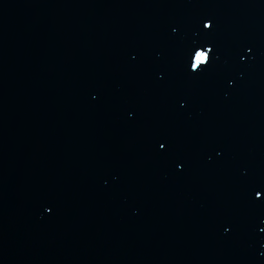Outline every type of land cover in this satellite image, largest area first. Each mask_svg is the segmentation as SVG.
I'll return each mask as SVG.
<instances>
[{
    "label": "water",
    "instance_id": "95a60500",
    "mask_svg": "<svg viewBox=\"0 0 264 264\" xmlns=\"http://www.w3.org/2000/svg\"><path fill=\"white\" fill-rule=\"evenodd\" d=\"M74 2L139 144L209 259L264 264V0Z\"/></svg>",
    "mask_w": 264,
    "mask_h": 264
},
{
    "label": "snow or ice",
    "instance_id": "6c2138e0",
    "mask_svg": "<svg viewBox=\"0 0 264 264\" xmlns=\"http://www.w3.org/2000/svg\"><path fill=\"white\" fill-rule=\"evenodd\" d=\"M212 22L211 21H207L205 24H204V27L207 28V29H210L212 27ZM203 66V65H201Z\"/></svg>",
    "mask_w": 264,
    "mask_h": 264
}]
</instances>
